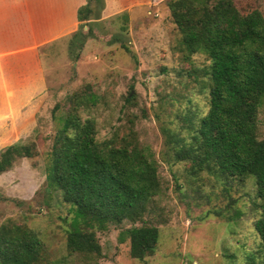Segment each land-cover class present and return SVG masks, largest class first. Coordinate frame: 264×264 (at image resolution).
I'll return each instance as SVG.
<instances>
[{"label": "rangeland", "instance_id": "rangeland-1", "mask_svg": "<svg viewBox=\"0 0 264 264\" xmlns=\"http://www.w3.org/2000/svg\"><path fill=\"white\" fill-rule=\"evenodd\" d=\"M233 2L241 13L258 8L264 16V0ZM149 6L102 18L104 7L98 11L93 4L88 22L50 55L49 100L27 142L38 155L0 175V225L12 219L34 231L43 246L39 264H246L258 251L253 181H223L205 172L192 176L186 162L173 161L169 135L187 142L185 128L207 111V89L188 72L209 62L195 54L192 64L184 63L165 0ZM87 92L96 96V104L81 115L94 120L96 139L131 137L157 163L161 190L143 221L158 228L159 238L154 254L143 261L131 258L128 239L121 240L122 231L133 226L129 222L97 233L100 255L69 253V205L58 195L45 204L44 166L53 137L71 105L69 97ZM257 137L264 138V96Z\"/></svg>", "mask_w": 264, "mask_h": 264}, {"label": "trees", "instance_id": "trees-1", "mask_svg": "<svg viewBox=\"0 0 264 264\" xmlns=\"http://www.w3.org/2000/svg\"><path fill=\"white\" fill-rule=\"evenodd\" d=\"M86 1L78 10L82 22L88 21L93 4L98 11L104 7L103 0ZM165 2L184 63L192 64L195 54L209 62L188 72L207 89V111L185 128L187 142L169 135L173 161L186 162L192 176L205 172L223 181H253L258 200L253 227L260 245L246 264H264V138L257 137L264 96V16L258 8L241 13L233 0ZM69 102L45 161V204L58 195L69 205V253L100 255L97 233L129 222L133 226L122 231L121 240L128 239L131 258L143 261L154 254L159 238L158 228L143 221L161 190L157 163L131 137L96 139L94 120L81 115L95 106L93 93H75ZM27 142L0 152V175L38 155ZM42 254L39 237L27 226L12 219L0 225V264H39Z\"/></svg>", "mask_w": 264, "mask_h": 264}, {"label": "crops", "instance_id": "crops-1", "mask_svg": "<svg viewBox=\"0 0 264 264\" xmlns=\"http://www.w3.org/2000/svg\"><path fill=\"white\" fill-rule=\"evenodd\" d=\"M103 1L101 16L107 18L147 5L152 8L163 0ZM86 3L0 0V152L33 137L37 116L50 96V55L79 29L78 10Z\"/></svg>", "mask_w": 264, "mask_h": 264}]
</instances>
